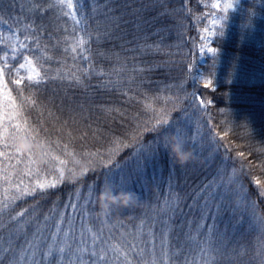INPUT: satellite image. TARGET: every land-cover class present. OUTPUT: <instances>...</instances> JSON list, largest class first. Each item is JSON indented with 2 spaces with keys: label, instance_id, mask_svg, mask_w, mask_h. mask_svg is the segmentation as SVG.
Wrapping results in <instances>:
<instances>
[{
  "label": "trees",
  "instance_id": "trees-1",
  "mask_svg": "<svg viewBox=\"0 0 264 264\" xmlns=\"http://www.w3.org/2000/svg\"><path fill=\"white\" fill-rule=\"evenodd\" d=\"M80 1L90 31L97 30V21L101 29L105 28L108 21L103 13L117 5L119 11L111 14H123L119 27L114 29L111 38L100 42L92 39L88 55L92 57L93 75L86 82L87 88L50 82L40 86L39 98L43 101L51 98L50 107L61 119L71 116L69 106L83 103L87 119L78 117V122L71 127L74 134L87 132V136L77 139L75 147L95 151L107 147L113 137L130 141L129 133L136 127L134 117L145 119L151 115L145 108L146 102L154 103L157 108H172L179 95V107L173 109L171 120L173 127L184 134L185 147L191 150L192 156L188 162L181 163L170 149L160 147L147 159L137 158L134 146H130L116 158L120 167L110 172L89 171L76 183L66 181L57 190L30 192L12 206L14 213L21 212L24 219L32 217L14 235V245L23 251L36 232L33 221H38L47 231L55 222L51 218L58 219L61 211L66 217L75 215L79 225L80 216L73 213L71 204L84 205L85 226L98 230L102 227L98 214L99 193L107 187L113 208L109 223L123 222L128 226L117 227L110 238L112 242H120L122 232L128 233L130 228L134 234L141 220L149 223L153 210L159 213L167 199L175 203V214L166 224L157 223L153 231L159 234L164 228L168 232L171 244L182 248L180 261L187 256L190 264L192 261L200 264L204 258L200 242L211 229L217 241L227 244L229 254L242 253L237 257V264H248L259 236L250 202L256 201L257 211L264 213V196L255 183L256 180L264 183V163L260 162L264 157L259 151L264 148V0H242L228 10L214 42L217 51L199 64L189 35L194 32L192 20L201 0ZM46 2L0 0V34H7L11 27L18 30L23 41L26 35H33L35 26L43 24L46 28L41 43L49 45L46 50L50 55L64 57L69 66L73 63L88 66L83 60L74 62L71 54L63 51L77 35L71 17L51 9L40 14L34 8ZM49 32L53 41L48 40ZM65 38H68L67 45ZM55 40L61 43L53 49ZM28 47L31 49L33 45L28 43ZM5 50L0 45V55ZM189 53L195 55L193 77L200 66L204 76H212L214 87L206 88L188 77L184 64L191 59ZM115 54L120 57L119 63ZM20 62L22 56L8 61L14 65ZM124 62L122 78L131 75L135 83L121 87L106 85L104 81L115 80L116 73L106 77L99 75L100 71L110 72ZM50 63L53 68L62 66L55 61ZM20 75L26 76V73ZM6 82L15 96L16 86L7 75ZM27 84L25 79L23 85ZM106 107L114 109L111 114L103 110ZM29 115L33 122L43 119L47 127L53 126L47 113L41 117L38 110H33ZM173 134L176 136L172 129L161 130L159 134L144 132L142 141L149 145L158 138L170 139ZM56 138L57 133L52 132L51 139ZM249 162L253 165L251 171L246 167ZM106 178L111 184L106 183ZM45 216L50 219L45 220ZM3 231L0 229V237ZM104 234L108 235L107 227ZM143 238H147L146 233ZM224 264L231 262L224 261Z\"/></svg>",
  "mask_w": 264,
  "mask_h": 264
},
{
  "label": "snow or ice",
  "instance_id": "snow-or-ice-1",
  "mask_svg": "<svg viewBox=\"0 0 264 264\" xmlns=\"http://www.w3.org/2000/svg\"><path fill=\"white\" fill-rule=\"evenodd\" d=\"M214 6L219 7L220 5L216 3ZM233 6L232 3L225 4V13ZM34 8L40 14L51 9L60 15L71 17L74 25L83 35L77 34L72 38L71 45L64 47L63 51L70 53L74 62L83 60L88 62V66H80L77 63L69 66L64 57L57 58L50 55L46 50L49 45L41 43L46 28L43 24L35 26L33 35H26L23 41L18 30L11 27L7 34H0V45H4L6 49L3 55H0V229L4 230L3 236L0 237V264H190L187 256L183 261H180L179 255L182 248L171 244L169 234L164 228L159 234L153 231L157 223L166 224L170 216L175 214V203L167 199L161 205L159 213L153 210V216L149 223L146 224L144 220L139 222L135 227L134 234L131 228L128 233L122 232L120 242H112L110 238L117 227L123 229L128 226L123 222L109 223L112 218V205L109 206L107 213L99 216L102 227L92 231L84 223L87 215L85 206L71 204L73 213L80 216L79 225H77L75 215L66 217L65 213L61 211L58 213V219L51 218L55 222L49 226L47 231L38 221H33L36 224V232L33 233L32 239L27 242L23 251H18L14 245V235L32 219V217H29V220L24 219L21 212L14 213L12 206L21 197L35 192L36 189L43 191L65 181L76 183L89 171L96 172L103 169L105 172H110L113 168L120 167V161L116 158L124 148L130 146H134L137 158L143 156L145 159L154 155L160 147L170 149L167 136L163 141L158 138L152 144L145 145L142 141L144 132L159 134L161 130L172 129L176 132L178 140L186 143L184 134L173 127L174 122L171 120L173 109L179 107L180 98L177 95L172 108H157L154 103L146 102L145 108L151 115L145 119L134 117L136 127L129 133L130 141L121 137H113L105 148L91 151L82 146L77 149L75 141L84 139L87 132L74 134L75 130L71 124H76L78 117L87 119L84 104L77 103L74 107L69 106L71 116L68 119H61L50 107L51 98L49 101L39 98L40 86L60 81L72 87L87 88L86 82L93 75V67L90 63L92 57L85 55V53L91 52V48L87 45L93 38L97 42L111 38L114 29L119 27V21L123 14H111L119 11V5L116 8H107V11L103 13L105 20L108 21L107 26L101 29L100 22L97 21L98 27L93 33L89 30L88 17L83 12L77 18L76 11L82 9L83 5L74 3L73 0H47L46 3L34 5ZM95 11L94 8L93 12L95 13ZM225 16L220 20L213 19L211 21L213 30L205 29L207 36L203 37L204 40L216 35L215 27L218 24L221 25ZM47 37L49 41L54 40L51 32L47 33ZM67 40L68 38L64 40L66 45ZM25 41L33 47L30 49ZM60 43L59 40H55L51 47L55 49L60 46ZM30 51L37 54L29 55ZM205 51L215 53L217 49L202 44L199 47V53ZM18 56H22V62L18 65L8 63L10 59H15ZM115 56L119 63V55L115 54ZM189 56L191 59L187 60L184 67L191 79L195 55L189 53ZM51 61L62 66L53 68ZM125 67L126 62L110 72L100 71L99 75L110 77L113 72L116 73L115 80L104 81L106 85L112 84L116 87H121L125 83L132 85L135 81L131 75L122 78ZM21 72L26 73V76H21ZM6 75L16 86L15 96L6 82ZM25 79L28 81L27 85H23ZM200 82L206 88L214 87L210 74L203 76ZM25 87L28 89L27 95H25ZM193 96H197L196 92H193ZM33 110H38L41 117L47 113L53 126L47 127V121L43 119L33 122L29 115ZM103 110L107 114H111L114 109L106 107ZM82 127L86 128L90 125H82ZM52 132L57 133V138L54 141L51 139ZM92 134L95 136L96 132L94 131ZM18 136H26L29 140L38 143L40 145L39 153L20 151L15 145ZM259 151L264 157V148ZM260 162L264 163V159H261ZM246 167L249 171L253 169L250 162ZM234 175L235 170H233ZM26 179L28 180L27 184L25 183ZM231 182L232 178L230 177L229 183ZM106 183L111 184V181L106 178ZM255 183L260 190V195L264 196V183L259 180H256ZM102 191H109V189L106 187ZM112 193L115 194L114 189ZM250 204L252 216L259 226V236L257 246L249 258L248 264H264V213L257 211L259 206L256 201H251ZM44 219L49 220L50 218L45 216ZM105 227H107V236L104 234ZM52 228L54 230H51ZM145 233L146 239L143 238ZM86 235L88 239H86ZM200 243L202 244L201 255L204 257L200 264H224V261L237 264V257L242 255L237 252L229 254L227 244L217 241L211 235V229ZM86 255L88 256L87 260H85ZM191 264H196V262L192 261Z\"/></svg>",
  "mask_w": 264,
  "mask_h": 264
},
{
  "label": "rangeland",
  "instance_id": "rangeland-1",
  "mask_svg": "<svg viewBox=\"0 0 264 264\" xmlns=\"http://www.w3.org/2000/svg\"><path fill=\"white\" fill-rule=\"evenodd\" d=\"M241 1L242 0H201L200 9H199V11L195 12L194 18L192 20V25H193L192 27L194 28V32L189 35L192 38L193 47L197 53L198 64L204 63L208 57H210L214 54V53L207 52V51H205L203 53H199V47L202 44H207L208 46L215 47L214 42H215V39L218 35L220 25L219 24L216 25V27H215L216 35L214 37H209L208 40L203 39V37L207 36V32L205 31V29H207L208 31H212L213 26L211 24V21L213 19L220 20L221 17H223L226 14L224 11V5L225 4L232 3L234 5L232 8H234ZM73 2L81 4L80 0H73ZM216 3H219L220 6L215 7L214 5ZM232 8H230V9H232ZM230 9H228V10H230ZM81 12H83L85 14L83 8L77 9V11H76L77 18L80 17ZM73 24H74V22H73ZM76 29H77V34L83 35V33L80 32L78 27H76ZM87 46L90 47V44ZM85 55H88V53H85ZM203 76H204V74H203L202 68L199 66V68L196 69L195 76L193 77L194 81L200 85H203V83L200 82V79ZM88 173H86V174H88ZM66 175H67V173H66ZM65 182L58 183V184H56L55 187L47 188L43 191H41L39 189H36V190L40 191V192L54 191V190H57L58 188H60Z\"/></svg>",
  "mask_w": 264,
  "mask_h": 264
},
{
  "label": "clouds",
  "instance_id": "clouds-1",
  "mask_svg": "<svg viewBox=\"0 0 264 264\" xmlns=\"http://www.w3.org/2000/svg\"><path fill=\"white\" fill-rule=\"evenodd\" d=\"M15 145L20 151H33L37 154L40 151V145L29 140L26 136H18L15 140ZM170 151L176 156V158L181 163L188 162L189 158L192 156L190 149L185 147V144L178 140V138L173 134L169 139ZM110 191H102L99 198V208L98 214L103 216L108 212L110 204ZM127 204V201H125Z\"/></svg>",
  "mask_w": 264,
  "mask_h": 264
}]
</instances>
